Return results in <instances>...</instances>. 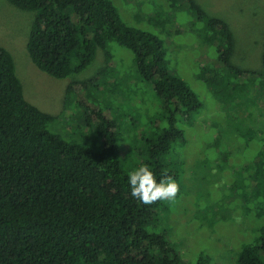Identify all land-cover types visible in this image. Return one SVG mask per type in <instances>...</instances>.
Wrapping results in <instances>:
<instances>
[{
    "label": "trees",
    "instance_id": "1",
    "mask_svg": "<svg viewBox=\"0 0 264 264\" xmlns=\"http://www.w3.org/2000/svg\"><path fill=\"white\" fill-rule=\"evenodd\" d=\"M7 1L34 13L26 52L52 78L79 74L93 62L97 49L107 62L109 43L131 51L136 73L151 86L158 109L135 167L147 164L157 180L166 171L178 182L174 153L190 139L181 121L191 124L203 104L167 67L163 41L124 25L109 0ZM181 2L192 18L191 31L207 48L196 77L213 95L222 123L233 130L232 137H214L215 124L209 121L203 149L214 151L203 155L227 160L220 139L244 149L257 142L260 149L229 188L245 206L261 208L264 217V64L254 71L237 67L231 60L235 45L229 25L194 0ZM261 58L264 63V43ZM106 70L69 84L66 106L73 88L102 89ZM84 111L81 122L90 120L102 140L99 149L67 143L46 129L55 117L26 101L13 57L0 47V264H183L165 232L156 230L159 214L170 202L144 205L130 195L128 174L117 160L114 122L95 106ZM237 264H264V230L242 247Z\"/></svg>",
    "mask_w": 264,
    "mask_h": 264
},
{
    "label": "rangeland",
    "instance_id": "2",
    "mask_svg": "<svg viewBox=\"0 0 264 264\" xmlns=\"http://www.w3.org/2000/svg\"><path fill=\"white\" fill-rule=\"evenodd\" d=\"M109 1L124 25L163 41L167 67L187 83L203 104L191 124L188 120L181 121L190 139L174 153L180 191L176 200L168 204V209L160 212L156 230L165 232L168 242L179 251L183 264H197L196 261L198 264H237L242 247L253 243L256 235L264 230V217L260 216L261 208L254 204L245 206L229 187L246 160L260 148L257 142L244 149L236 141L220 139V148L227 152V160L225 157L214 161L218 156L203 155L214 151L203 149L207 143L203 135L211 131L209 121L215 124L214 137L223 134L232 137L229 132L233 130L230 124L222 123L213 109V95L196 77L199 63L203 61L200 58L207 48L200 45L197 35L191 31L192 18L181 0ZM194 1L208 15L219 17L229 25L235 45L232 62L241 69L260 70L264 64L261 58L264 0ZM33 19L34 13L0 0V47L13 57L24 98L40 111L55 117L46 124L50 133L67 143L91 149H99L102 140L96 136L90 120L85 118L81 122V115L86 107L101 109L104 118L114 122L117 160L129 175L136 169L142 139L150 133L151 122L158 111L151 86L136 73L133 54L109 43L107 62L104 52L97 49L93 62L79 74L66 79L52 78L38 70L26 52ZM165 20H171L169 25L163 24ZM193 29L197 31V26L193 25ZM103 68H107L102 78L103 88H73L66 106L68 85L80 84ZM227 118L232 120L231 115ZM233 118L240 119L239 116ZM214 153L217 155L218 150ZM192 164L196 170L192 169Z\"/></svg>",
    "mask_w": 264,
    "mask_h": 264
},
{
    "label": "clouds",
    "instance_id": "3",
    "mask_svg": "<svg viewBox=\"0 0 264 264\" xmlns=\"http://www.w3.org/2000/svg\"><path fill=\"white\" fill-rule=\"evenodd\" d=\"M128 183L130 195L144 205H152L158 201L174 202L180 191V185L173 176L162 171L157 180L156 174L147 164L131 171Z\"/></svg>",
    "mask_w": 264,
    "mask_h": 264
}]
</instances>
